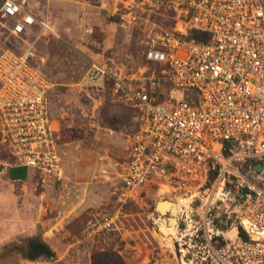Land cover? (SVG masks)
<instances>
[{"label":"rangeland","instance_id":"obj_1","mask_svg":"<svg viewBox=\"0 0 264 264\" xmlns=\"http://www.w3.org/2000/svg\"><path fill=\"white\" fill-rule=\"evenodd\" d=\"M26 5L51 30L36 25L17 37L0 12V54L22 52L40 35L36 62L52 84L65 177L36 171L31 182H14L0 175V264H92L99 251H116L125 264H221L217 252L230 240L216 233L231 225L217 207L205 214L209 193L217 198L216 172L172 166L130 195L119 174L140 114L115 93L111 79L89 78L94 64L116 75L143 68L151 32L173 25L172 0H26ZM93 118L101 128L92 125ZM10 160L0 135V168ZM236 165L243 175L256 176L249 162ZM240 187L235 179L226 189L238 193ZM181 198L185 203L175 216L157 209L160 201ZM112 216L115 222L108 225ZM170 217L176 218L168 225L173 229L164 233L162 219ZM36 239L52 252L32 260L27 249Z\"/></svg>","mask_w":264,"mask_h":264},{"label":"built area","instance_id":"obj_2","mask_svg":"<svg viewBox=\"0 0 264 264\" xmlns=\"http://www.w3.org/2000/svg\"><path fill=\"white\" fill-rule=\"evenodd\" d=\"M171 29H156L145 43V65L116 75L102 64L89 73L93 82L111 79L115 93L140 114L126 164L119 174L132 195L170 167L217 171L218 189L206 201L231 222L235 236L217 256L221 264H264V0H172ZM2 17L17 37L39 22L26 0H0ZM199 33L201 39L191 37ZM35 38L22 51L0 54V135L12 160L56 180L65 177L55 124L52 84L37 65ZM92 125L101 128L98 119ZM256 161V176L241 173L237 161ZM240 179V191L227 183ZM218 201L221 202L218 205ZM107 224L115 217L107 218ZM244 229L246 238L240 234ZM212 239V236L211 238Z\"/></svg>","mask_w":264,"mask_h":264},{"label":"trees","instance_id":"obj_3","mask_svg":"<svg viewBox=\"0 0 264 264\" xmlns=\"http://www.w3.org/2000/svg\"><path fill=\"white\" fill-rule=\"evenodd\" d=\"M191 37H196L198 39H201L199 33H196V32H193L191 34ZM248 162L250 163L251 166H254L257 163L254 160L253 161L251 160ZM215 172L217 173V171ZM230 224L231 222L228 223L227 225H230ZM240 234L243 238H246L243 228H241ZM51 252L52 251L49 245L38 239L34 240L31 243L30 247L27 249L28 258L32 260L38 258L41 255L50 254ZM92 264H125V260L122 257V255H120L116 251H99L93 254Z\"/></svg>","mask_w":264,"mask_h":264},{"label":"crops","instance_id":"obj_4","mask_svg":"<svg viewBox=\"0 0 264 264\" xmlns=\"http://www.w3.org/2000/svg\"><path fill=\"white\" fill-rule=\"evenodd\" d=\"M3 168L6 174L2 176L14 182H31L36 175V170L24 165L9 164L3 166ZM7 172L13 173V177L7 176Z\"/></svg>","mask_w":264,"mask_h":264},{"label":"bare ground","instance_id":"obj_5","mask_svg":"<svg viewBox=\"0 0 264 264\" xmlns=\"http://www.w3.org/2000/svg\"><path fill=\"white\" fill-rule=\"evenodd\" d=\"M183 203H185V200H184L183 198H181V199H179V200L176 201V202H171L169 205L166 204V203H162V204L160 205V207H162V208L165 207L166 210H170V211L172 212L173 216H175V215L177 214V209H178V207H179L181 204H183ZM183 205H184V204H183ZM163 213H165V211H164ZM170 220H171L170 225H172V224L174 223V221L176 220V218H172V219H170ZM168 225H169V224H167V220H166V219H162L161 231L165 233V232H167V231L173 229V228H170ZM235 232H236L235 229H230V230L227 232V236L232 238V237L235 236Z\"/></svg>","mask_w":264,"mask_h":264},{"label":"water","instance_id":"obj_6","mask_svg":"<svg viewBox=\"0 0 264 264\" xmlns=\"http://www.w3.org/2000/svg\"><path fill=\"white\" fill-rule=\"evenodd\" d=\"M264 168V162L262 163V164H260L256 169H257V171H261L262 169ZM172 201H169V200H163V201H160V202H158V204H157V209L161 212V213H163L164 211L165 212H167V210H166V208L165 207H160V205L162 204V203H166V204H170ZM169 212H171L170 210H168ZM171 214H172V212H171ZM173 215V214H172ZM163 219H166L167 220V224H170V222H171V220L170 219H172L171 217L170 218H163Z\"/></svg>","mask_w":264,"mask_h":264}]
</instances>
